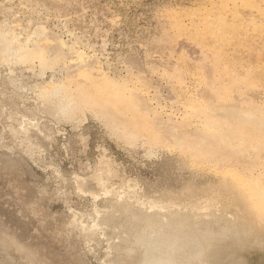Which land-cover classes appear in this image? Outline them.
I'll return each mask as SVG.
<instances>
[{"label":"rangeland","instance_id":"1","mask_svg":"<svg viewBox=\"0 0 264 264\" xmlns=\"http://www.w3.org/2000/svg\"><path fill=\"white\" fill-rule=\"evenodd\" d=\"M248 177L264 0H0V264H264Z\"/></svg>","mask_w":264,"mask_h":264},{"label":"bare ground","instance_id":"2","mask_svg":"<svg viewBox=\"0 0 264 264\" xmlns=\"http://www.w3.org/2000/svg\"><path fill=\"white\" fill-rule=\"evenodd\" d=\"M244 179H245V181L247 183V186L251 190L250 192L253 194V196L255 197L256 201L259 203L260 207L262 206L261 207V208H263L262 210H264V188L263 187H260L253 179H250L249 177L248 178H244ZM125 208H127V206H125ZM244 235L241 232L238 233V234H236V233L234 234V232H233L232 238L234 236L235 242H237L239 244H241V243L245 244L247 242L248 238H246V235L245 236ZM250 239H252V238H250ZM252 240H254V239H252ZM263 240H264V234H260V235H258L255 238V241L256 242H259V243L261 241H263Z\"/></svg>","mask_w":264,"mask_h":264}]
</instances>
